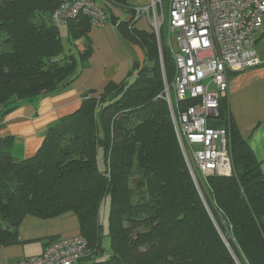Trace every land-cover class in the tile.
<instances>
[{"label":"trees","instance_id":"obj_1","mask_svg":"<svg viewBox=\"0 0 264 264\" xmlns=\"http://www.w3.org/2000/svg\"><path fill=\"white\" fill-rule=\"evenodd\" d=\"M95 1L108 13L112 5L126 14L120 32L144 50V62L135 76L109 83L98 97L85 94L74 113L49 124L33 156L16 159L12 138H0V246L17 242L26 214L72 213L88 245L87 264H264V176L225 97L214 126L228 132L233 172L209 177L201 199L162 98L172 60L162 45L161 62L154 34L133 27L128 0ZM59 3L0 0V89L11 90L0 98V116L21 101L65 89L78 65L86 66L90 21L79 16L66 24L78 63L64 53L51 22ZM105 203L106 255L99 220Z\"/></svg>","mask_w":264,"mask_h":264},{"label":"built area","instance_id":"obj_2","mask_svg":"<svg viewBox=\"0 0 264 264\" xmlns=\"http://www.w3.org/2000/svg\"><path fill=\"white\" fill-rule=\"evenodd\" d=\"M163 6L164 0H150L147 7L134 9L133 21L148 18L159 50L161 27L165 25L168 31L174 74L167 82L163 73L162 98L185 166L199 187L209 177L232 174L228 132L214 123L227 90V75L262 63L255 45L264 25V0H167V17ZM79 16H86L97 28L110 22L109 13L95 0H60L51 22L60 27ZM88 256L86 241L77 236L56 240L39 256L18 264H87Z\"/></svg>","mask_w":264,"mask_h":264},{"label":"crops","instance_id":"obj_3","mask_svg":"<svg viewBox=\"0 0 264 264\" xmlns=\"http://www.w3.org/2000/svg\"><path fill=\"white\" fill-rule=\"evenodd\" d=\"M130 1L128 4L135 9L147 7L150 0H132L134 5ZM109 8L114 22L110 19L102 28L90 25L87 32L90 56L84 68L78 65L80 73L69 86L21 101L15 109L0 116V138H12L10 152L16 159L33 156L47 126L74 113L85 94L98 97L109 83L118 84L130 74L136 75L135 70L145 59L144 50L122 36L119 25L127 19L126 14L112 5ZM133 25L139 31L151 32L146 17ZM263 36L262 27L258 39ZM76 49L81 50L82 45L78 43ZM258 57L261 64L227 75V90L223 96L236 130L248 144L264 176V51H260ZM16 235L15 244L0 246V264H18L22 259L39 256L48 244L56 240L80 236V228L72 213L50 219L26 214L17 227Z\"/></svg>","mask_w":264,"mask_h":264},{"label":"rangeland","instance_id":"obj_4","mask_svg":"<svg viewBox=\"0 0 264 264\" xmlns=\"http://www.w3.org/2000/svg\"><path fill=\"white\" fill-rule=\"evenodd\" d=\"M165 1L164 0V6L163 8L161 9L162 12H165V16L167 17V11H165V6L167 5V2L165 4ZM134 2L135 1H130L131 4L134 5ZM150 3V1H149ZM148 3V5H149ZM158 12H160V9H158ZM66 26V25H65ZM67 27V26H66ZM66 27H59L58 30H59V35H60V41H61V44L63 46V51L64 53L67 55V54H71L75 57L76 60H78V54H77V51L75 50V48L73 46H71V44L68 42V39H67V35H66ZM161 31H160V40H161V43L164 47V50L167 52L168 56L170 57V54H169V50H168V47H167V41H168V31L164 26L161 27ZM263 28H264V25H263ZM151 32L154 34V31L151 30ZM155 36V34H154ZM171 39V43H172V47L173 49L176 48V41H175V35H171L170 37ZM155 40H156V37H155ZM156 50H157V54L159 55V58L161 57L162 58V55H163V50H162V47L161 49L159 50L158 49V42L156 40ZM255 50L256 52L259 54L260 51H264V36L256 43L255 45ZM171 59V57H170ZM88 61V60H87ZM11 95V90L8 89V88H5V89H0V98L2 99H7L9 98V96ZM232 160V158H231ZM99 166H101V164H99ZM233 172V171H232ZM232 175V174H231ZM197 188V191L199 192L200 196H201V199H203V196H202V184L199 185V187H196ZM204 202V200H203ZM107 213H108V204L105 203L101 206L100 208V213H99V220H100V224L102 225V247L104 249V255L106 254H109L110 252V247H109V238L107 236V226H108V221H107Z\"/></svg>","mask_w":264,"mask_h":264},{"label":"water","instance_id":"obj_5","mask_svg":"<svg viewBox=\"0 0 264 264\" xmlns=\"http://www.w3.org/2000/svg\"><path fill=\"white\" fill-rule=\"evenodd\" d=\"M111 22L113 23L114 22V19H113V17L111 16ZM137 65H134V67H136Z\"/></svg>","mask_w":264,"mask_h":264}]
</instances>
